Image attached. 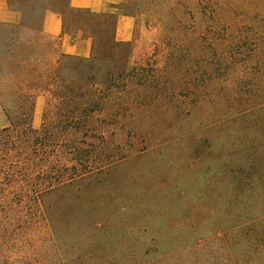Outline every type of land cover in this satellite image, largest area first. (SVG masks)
<instances>
[{"label": "rangeland", "instance_id": "1", "mask_svg": "<svg viewBox=\"0 0 264 264\" xmlns=\"http://www.w3.org/2000/svg\"><path fill=\"white\" fill-rule=\"evenodd\" d=\"M119 11L135 18L128 84L87 101L82 133L66 134L61 98L21 86L51 134H0V264H264V185L236 168L245 143L264 161V0Z\"/></svg>", "mask_w": 264, "mask_h": 264}, {"label": "trees", "instance_id": "2", "mask_svg": "<svg viewBox=\"0 0 264 264\" xmlns=\"http://www.w3.org/2000/svg\"><path fill=\"white\" fill-rule=\"evenodd\" d=\"M12 1H16L18 6L12 5ZM9 4L20 13L21 18L19 24L0 22V40L5 41L7 45L11 40L14 41L12 36L16 35L15 28L39 29L42 13L49 8L57 10L63 15L66 29H68L66 26L68 22H73L75 25L73 30H82L87 36L93 38L91 56L62 54L48 76L45 72L39 71L35 76V81L32 82L36 87H43L54 97L62 99L64 105H61L60 108L65 112L63 123L66 125V134L70 136L71 132L82 133L83 127L80 125L88 123V119H90L87 110V106L90 104L87 105V101H91L90 99L96 95L101 96L124 89L128 84V53L131 49V42L116 40L117 14L94 13L87 9L74 8L70 6L69 0H9ZM8 29L12 33L8 32ZM19 46L20 54L24 56V44ZM125 52L127 54H124ZM22 85L25 84L22 83ZM21 86H18V90L24 91ZM31 86L33 85L31 84ZM24 96L19 97L14 102L15 105H12L14 112L11 114L13 115L7 113L9 126L1 129L0 134L18 131L17 134L23 137L24 133L31 131L36 134L30 136L33 138L32 140L41 143L46 138H50L49 112L45 114L43 127L40 130L34 129L31 125L33 103L29 94ZM76 109H81L80 113ZM260 147L262 148L259 155L264 156V143ZM239 149L240 152L237 156L240 159L236 161V168L237 171H241L242 177L239 180L243 186L253 189L257 187L252 186L264 185V173L261 167L264 161L258 163L259 160L254 161L253 157L252 160L250 159L251 149L247 143L241 145ZM81 183L82 181L72 185Z\"/></svg>", "mask_w": 264, "mask_h": 264}, {"label": "crops", "instance_id": "3", "mask_svg": "<svg viewBox=\"0 0 264 264\" xmlns=\"http://www.w3.org/2000/svg\"><path fill=\"white\" fill-rule=\"evenodd\" d=\"M122 2L123 0H69L70 6L74 8L87 9L94 13L117 14L115 26L116 40L131 41L133 40L135 31V18L132 15L119 11V5ZM20 18V13L9 6V0H3L0 5V22L19 24ZM68 24L70 23L68 22ZM9 29L12 28L9 27ZM23 29L36 30L35 40L32 38L23 40L21 38V31ZM15 30L17 36H12L14 41L11 40L9 45L5 41L0 40V129L9 126L7 113L11 114L14 112L12 105H15L14 102L19 97L23 95L26 97V94H29V98L33 97V99H36L38 97V93L35 90H18V86H21L22 83L28 82L31 85L35 81V76L39 71L41 73L48 71L40 67L37 38L42 41L40 49L41 57L43 54L48 57L49 50H46V48L44 50L45 44L55 42L56 48L52 47L49 51L54 52L56 50L53 67L62 54L89 57L93 53V38L87 36L82 30L69 31V29H66L63 15L57 10L49 8L42 13L39 29L21 27L15 28ZM8 32L12 33L10 30ZM21 44H24L25 47L24 56L20 54L21 48H19V45ZM41 65L44 64L41 62ZM7 84L10 87L13 86V90L5 89ZM33 108L35 109L34 105ZM6 118L8 121L7 125Z\"/></svg>", "mask_w": 264, "mask_h": 264}]
</instances>
